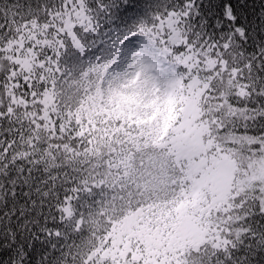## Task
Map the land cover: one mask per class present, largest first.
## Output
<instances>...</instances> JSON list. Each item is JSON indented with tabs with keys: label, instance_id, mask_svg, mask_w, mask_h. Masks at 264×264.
I'll list each match as a JSON object with an SVG mask.
<instances>
[{
	"label": "snow or ice",
	"instance_id": "obj_1",
	"mask_svg": "<svg viewBox=\"0 0 264 264\" xmlns=\"http://www.w3.org/2000/svg\"><path fill=\"white\" fill-rule=\"evenodd\" d=\"M0 264H264V0H0Z\"/></svg>",
	"mask_w": 264,
	"mask_h": 264
}]
</instances>
